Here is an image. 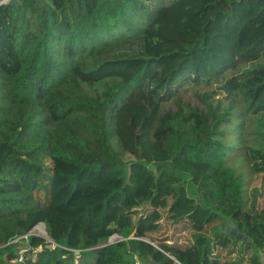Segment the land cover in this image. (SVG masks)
Wrapping results in <instances>:
<instances>
[{
	"label": "trees",
	"instance_id": "16d2710c",
	"mask_svg": "<svg viewBox=\"0 0 264 264\" xmlns=\"http://www.w3.org/2000/svg\"><path fill=\"white\" fill-rule=\"evenodd\" d=\"M4 1L0 264H124L109 243L114 236L131 243L140 264H218L205 232L218 219L221 247L249 246V264H264V201L254 214L245 211L226 170L225 142L236 101L250 125L264 118V0ZM183 6L190 20L196 7L214 13L226 57L196 67L206 40H159L163 16ZM218 81L229 107L215 91L182 96L189 84ZM98 146L102 157L93 154ZM245 155L264 176V149L247 145ZM155 157L158 179L144 172ZM62 166L77 170L67 177L73 197L101 201L85 202L83 212L57 205ZM107 169L110 179L99 183L106 196L81 191ZM140 170L145 189L133 180ZM165 222L189 223L191 244L147 241ZM39 225L48 238L30 235Z\"/></svg>",
	"mask_w": 264,
	"mask_h": 264
},
{
	"label": "rangeland",
	"instance_id": "374dc122",
	"mask_svg": "<svg viewBox=\"0 0 264 264\" xmlns=\"http://www.w3.org/2000/svg\"><path fill=\"white\" fill-rule=\"evenodd\" d=\"M7 1L8 0H5L4 2ZM186 7L187 6H183L177 12L163 16L162 21L165 23V28L158 29L160 33L159 40L161 42L186 43L190 46H195L203 40H206L208 50L204 53L196 52V59L193 62L196 67H204L207 64H212L217 57H226L224 54L226 32L216 24L214 13L201 7H196L193 10L197 13L196 18L190 20L185 14ZM206 13H208L207 19L203 18ZM139 20L140 23H143L146 18L141 17ZM125 33L129 34L128 31H125ZM174 64H177V62H174ZM226 75L229 76L230 73ZM185 90L182 92V96L184 97H194L196 92L206 93L208 91H215L217 93L215 98L216 100L222 101L224 107H229L230 105L231 99L226 100L225 98L226 94L224 92L223 82H215L210 87L205 85L196 87V85L189 84L186 86ZM233 113V123L229 125V134L225 139L226 144L230 147L227 157L226 170L230 173L231 183L236 187L243 202L245 211L250 214H254L257 212L259 204L264 201V176H256L253 173L245 155V146L251 145L253 147L264 149V118L262 116L261 119H257L250 125L242 100L236 101ZM236 130H240V137L235 136ZM154 150L156 151L157 147ZM93 154L96 157H102L101 147L98 146ZM157 161L158 158L155 157L149 161L152 167L148 166L145 171L140 170L134 173L133 180L137 183L138 189H145L146 178H141L142 171L147 172L150 176H155L157 179L160 177V169L157 166H154L156 165L154 163ZM76 174L77 170L73 167L62 166L58 171L59 182L57 191H59V199L57 201V205L67 206L71 211H74L75 209L82 210L85 202L93 204L101 201L96 197L87 198L79 195L73 197L74 190L72 186H68L69 180L67 177H75ZM105 179H110L109 169L97 176L98 182L93 181L92 183H87V180L84 181L81 186V191H84V193L88 195L96 194L99 197H104L106 196L103 190L105 187H101L99 183H103ZM69 201L71 204L68 203ZM219 225L220 220L218 219L205 231L208 235H212L213 238V259L217 261L218 264H227L235 258L236 260L240 259L239 261L241 264H249L248 261L250 255L252 254V248L249 246L242 247L241 243L237 245L228 244L225 247H221V235L217 230ZM33 233L48 238L45 225H39ZM41 233H43V235ZM148 236L149 237L146 240L149 242H154L156 244L163 242H175L181 248H186L192 241L191 237L193 236V232L187 222L180 223L176 226L170 222H165L162 224L159 231ZM115 237L116 236L112 237L111 240H116L117 244L112 246L117 248L118 258L123 255L124 259H131L135 264L136 260L134 259L135 256L132 253L131 243L127 242L123 238L122 240H119L121 238ZM23 244L24 242H19L20 247H22ZM126 263L129 262L125 260L124 264ZM141 264L144 263L142 262Z\"/></svg>",
	"mask_w": 264,
	"mask_h": 264
},
{
	"label": "built area",
	"instance_id": "2783aa9c",
	"mask_svg": "<svg viewBox=\"0 0 264 264\" xmlns=\"http://www.w3.org/2000/svg\"><path fill=\"white\" fill-rule=\"evenodd\" d=\"M30 235L40 236V235L34 234L33 231H32V233H31ZM40 237H43V236H40ZM43 238H45V237H43ZM115 238H121V237L116 236ZM22 239L27 240V239H28V236H24V237H22V238H19V239H17L16 241H21ZM119 240H122V238L119 239ZM110 244H111V245H116V244H117V243H116V240H115V239H112V240L110 241ZM22 261H23V254L21 253V254H20V257H19V259H18V262H22Z\"/></svg>",
	"mask_w": 264,
	"mask_h": 264
},
{
	"label": "crops",
	"instance_id": "0c3cea01",
	"mask_svg": "<svg viewBox=\"0 0 264 264\" xmlns=\"http://www.w3.org/2000/svg\"><path fill=\"white\" fill-rule=\"evenodd\" d=\"M174 226H176V225H174ZM192 232H193V230H192ZM194 235V234H193ZM152 236H154V235H152ZM193 237V236H192ZM192 237H191V239H192ZM170 242V241H169ZM170 243H175V242H170ZM191 244V243H190ZM189 244V245H190ZM134 259L136 260V263L135 264H140L138 261H137V259H136V257H134ZM125 260L126 261H129V262H131V263H129V264H134L133 262H132V260L131 259H128V258H125ZM233 260V259H232ZM234 260H236V258L234 259ZM230 261V260H229ZM127 264V263H126Z\"/></svg>",
	"mask_w": 264,
	"mask_h": 264
},
{
	"label": "water",
	"instance_id": "95a60500",
	"mask_svg": "<svg viewBox=\"0 0 264 264\" xmlns=\"http://www.w3.org/2000/svg\"><path fill=\"white\" fill-rule=\"evenodd\" d=\"M256 1H262V0H256ZM4 2H2L1 4H3ZM235 228L234 225H230V230H233ZM31 234V233H30ZM237 233L236 231L233 232V235L235 236ZM40 237V236H39ZM43 238V237H42ZM240 239H242V237H239ZM47 248H50V246H47Z\"/></svg>",
	"mask_w": 264,
	"mask_h": 264
},
{
	"label": "bare ground",
	"instance_id": "6f19581e",
	"mask_svg": "<svg viewBox=\"0 0 264 264\" xmlns=\"http://www.w3.org/2000/svg\"><path fill=\"white\" fill-rule=\"evenodd\" d=\"M37 228V227H36ZM43 235V233H41ZM48 237V236H47Z\"/></svg>",
	"mask_w": 264,
	"mask_h": 264
},
{
	"label": "clouds",
	"instance_id": "9594fccd",
	"mask_svg": "<svg viewBox=\"0 0 264 264\" xmlns=\"http://www.w3.org/2000/svg\"><path fill=\"white\" fill-rule=\"evenodd\" d=\"M35 229H36V228H35ZM35 229H34V230H35ZM34 230H33V231H34Z\"/></svg>",
	"mask_w": 264,
	"mask_h": 264
}]
</instances>
